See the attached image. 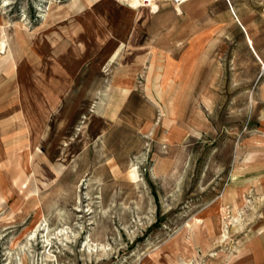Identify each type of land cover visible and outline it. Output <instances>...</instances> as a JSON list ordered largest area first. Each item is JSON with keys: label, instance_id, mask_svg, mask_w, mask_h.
Wrapping results in <instances>:
<instances>
[{"label": "rangeland", "instance_id": "obj_1", "mask_svg": "<svg viewBox=\"0 0 264 264\" xmlns=\"http://www.w3.org/2000/svg\"><path fill=\"white\" fill-rule=\"evenodd\" d=\"M134 3L0 0V264H247L264 66L228 35L208 67L219 93H146L152 51L176 62L199 21L168 34L170 10L156 24V4ZM118 71L139 74L134 93H116Z\"/></svg>", "mask_w": 264, "mask_h": 264}, {"label": "crops", "instance_id": "obj_2", "mask_svg": "<svg viewBox=\"0 0 264 264\" xmlns=\"http://www.w3.org/2000/svg\"><path fill=\"white\" fill-rule=\"evenodd\" d=\"M191 4L193 6L189 7V13H186L185 6ZM120 5L122 6V4ZM211 7H215L212 14L210 13ZM196 8L198 14H195L194 11L192 13V10ZM140 9L149 10L148 8ZM165 10H170L173 14L169 21L171 24L167 26L168 34L175 33L177 29L176 21L189 19L192 22L197 17L199 25L197 26L198 30L194 33H197L198 36L191 38L192 41L184 45L182 54L176 62L174 58L170 57L172 61L167 60L165 65H162L159 69L160 63L156 58L157 54H153L152 51L150 62L145 65L140 63L148 68L144 76V91L146 93H219L218 88L223 81L222 73L217 74L215 71V75L212 77L208 73L210 70L208 67L212 65L216 67L217 64L219 66L222 64L217 57L222 52L223 44H226L225 41L227 40L225 38L228 35L233 37L237 34H244L245 44L249 48L252 57L259 62V65L264 66V0H229V3L226 0H192L180 8L171 5H160L158 13L149 12L151 15L156 16L154 17V20L157 21L156 24L161 20L160 17L164 18V16L157 15ZM158 29L156 25L146 29V34L151 35L150 43H153L150 47L154 50L159 49V45H161ZM188 29L192 32L196 27L190 25ZM212 35L216 36L213 45L208 41ZM176 48L175 43H168L167 47H164L166 53L178 50ZM213 54L214 57L212 58ZM212 60L214 63H211ZM217 61L219 62L217 63ZM10 66L7 65L5 68L8 69ZM122 72L118 71L113 79L116 93H134L139 74H125ZM255 81L257 84L262 83L260 88L262 92H260L264 93V70L261 71ZM262 103H264V99ZM262 113L257 126L256 133L258 135L248 139V145L253 151L248 157L255 160L256 157L261 155L264 173V108ZM17 159L21 164L25 158L22 154H18ZM1 174L2 170L0 168V177ZM261 182L264 191V174ZM245 253L247 264H264V229L262 233L254 236L250 241Z\"/></svg>", "mask_w": 264, "mask_h": 264}, {"label": "built area", "instance_id": "obj_3", "mask_svg": "<svg viewBox=\"0 0 264 264\" xmlns=\"http://www.w3.org/2000/svg\"><path fill=\"white\" fill-rule=\"evenodd\" d=\"M122 5H125L127 7H131L133 2H137L139 5V8H148L152 10V5L156 4L158 7L160 5H171L176 8H180L186 3L192 1V0H114ZM229 3V0H226Z\"/></svg>", "mask_w": 264, "mask_h": 264}, {"label": "bare ground", "instance_id": "obj_4", "mask_svg": "<svg viewBox=\"0 0 264 264\" xmlns=\"http://www.w3.org/2000/svg\"><path fill=\"white\" fill-rule=\"evenodd\" d=\"M132 6H133V7H136V4L133 2V3H132ZM35 239H36V238H34V240H35ZM35 241H36V240H35Z\"/></svg>", "mask_w": 264, "mask_h": 264}]
</instances>
